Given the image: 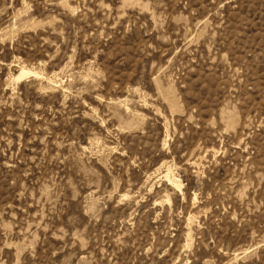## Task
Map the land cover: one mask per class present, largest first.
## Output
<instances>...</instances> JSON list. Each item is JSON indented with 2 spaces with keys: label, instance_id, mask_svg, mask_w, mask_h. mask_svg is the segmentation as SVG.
<instances>
[{
  "label": "rangeland",
  "instance_id": "rangeland-1",
  "mask_svg": "<svg viewBox=\"0 0 264 264\" xmlns=\"http://www.w3.org/2000/svg\"><path fill=\"white\" fill-rule=\"evenodd\" d=\"M0 264H264V0H0Z\"/></svg>",
  "mask_w": 264,
  "mask_h": 264
},
{
  "label": "bare ground",
  "instance_id": "bare-ground-1",
  "mask_svg": "<svg viewBox=\"0 0 264 264\" xmlns=\"http://www.w3.org/2000/svg\"><path fill=\"white\" fill-rule=\"evenodd\" d=\"M34 75L35 74L30 72V71L21 70V71H19L18 75H16L15 79L16 80H21V79L29 77V76H33L34 77ZM167 201H169V200H167Z\"/></svg>",
  "mask_w": 264,
  "mask_h": 264
}]
</instances>
